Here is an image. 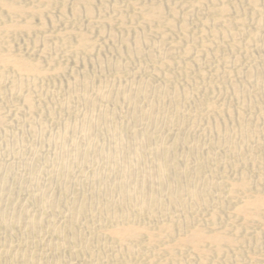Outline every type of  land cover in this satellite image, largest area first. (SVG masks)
<instances>
[{
  "label": "bare ground",
  "instance_id": "6f19581e",
  "mask_svg": "<svg viewBox=\"0 0 264 264\" xmlns=\"http://www.w3.org/2000/svg\"><path fill=\"white\" fill-rule=\"evenodd\" d=\"M22 1L0 0V116L10 100L15 101L14 109L31 114L44 98L41 88L47 76L68 70L59 56L72 58L84 71L72 72L71 78L66 75L69 79L58 80L55 87L57 83L60 89L69 88L62 96L67 108L78 103L85 110L72 106L67 118L55 121L67 131L56 148L63 152L79 143L80 136H93V129L102 127L101 137L109 144L94 151L93 157L106 154L109 163L120 164L93 179L104 188L103 197L91 189L87 196L72 195L55 205L60 198L56 191L35 188L40 197L35 210L23 212L8 201L2 204L0 230L12 234L16 228H27L25 239L34 243L11 244L5 240L9 234L0 231V263L48 264L50 256L40 259L37 254V259L35 253L51 250L56 262L67 264H218L210 257L224 254L225 264H231L234 256L225 253L226 246L248 238L262 246L258 251L264 255V230L244 233L236 227H217L225 218L234 223L260 221L264 226V178L255 182L243 170L264 154V57L250 56L249 66L239 64L253 50L264 51L261 1L247 0L243 6L240 0H37L59 2L58 14L49 9L54 6ZM18 34L25 36L18 48L26 53L14 54L16 46L9 38ZM225 47L231 56H225L224 63L213 60ZM108 50L117 57L110 58ZM135 58L146 62L149 75L158 81L139 76L138 81L130 80L126 90L113 88L114 82L99 93L102 102L95 108L85 92L91 83L88 69L112 66L114 78L123 79L127 61ZM172 68L184 74V84ZM208 68L213 76L198 82ZM118 104L120 111L110 108ZM2 120L6 119L2 116ZM201 122L206 124L207 142L218 149L214 153L189 144L183 133L169 131L195 129ZM227 151L238 158L234 166L242 170L239 175H229L227 163L221 165L220 174L203 172L206 164L218 166ZM230 203L234 213L227 217L223 210ZM179 248L187 249L184 258L178 255ZM234 255L242 254L237 250ZM79 256L81 263L76 261ZM240 260L235 259V264L258 262L253 255Z\"/></svg>",
  "mask_w": 264,
  "mask_h": 264
},
{
  "label": "rangeland",
  "instance_id": "374dc122",
  "mask_svg": "<svg viewBox=\"0 0 264 264\" xmlns=\"http://www.w3.org/2000/svg\"><path fill=\"white\" fill-rule=\"evenodd\" d=\"M25 1H27V2H25ZM25 1L23 0L22 2L23 3L25 2L27 4L31 3V1H33L32 3H34V4H36L38 2L37 0H35V1L34 0H25ZM152 1L153 0H147V2H152ZM260 1L262 3V6L264 7V0H260ZM39 2H38V4H36V6L42 7V8H48L50 6H54V9L57 7V9H55V10L52 7L49 8L53 12L57 11V12H54L56 14H58L60 11L61 5L59 2L55 1L52 3H43L41 1L40 4H39ZM240 2L243 4V6L244 5L247 6V0H240ZM58 3L60 6L58 5ZM83 18L84 17H82V19ZM35 21H38V20L36 19ZM249 21L254 22V18L252 16H250ZM190 25L193 28H195L194 23H190ZM178 32H180L179 29H178L177 33ZM18 35H15L16 37L13 35L14 38H13V36H11L9 38L11 43L14 41L15 44L14 43H12V44H14L16 46L14 54H19L21 52L26 53L28 50L26 51V49H23V50L19 49L20 48L19 45L23 43V40H25V39H21V36H23L22 38H25V36L20 34L19 35L20 37H19ZM17 36L21 41L17 38ZM94 36L96 37V39L98 38L97 39L98 41H101L97 35H94ZM11 38H13V40ZM21 48H24V47H21ZM178 50H177V52H178L177 54H179L182 49L180 48ZM109 51H110L111 55H109L110 54V53H108ZM108 52L105 51V55L107 53V56L109 55L110 58H111V56L117 57L116 56L117 53L114 55L115 52H112L111 50H108ZM221 53H223V54H221ZM225 56H231V51L228 47L221 49L220 55L216 58H213V60H215V61L219 60L217 62L224 63L223 58ZM250 56L256 57V58L257 57H264V51L253 50L252 55H249L247 57L244 56L241 59V61L239 62L241 67L249 66L252 63V59L250 58ZM63 57L65 58V60ZM114 57H112V59H117ZM70 59H71V61H70ZM137 59L138 58H135V60L132 59L133 62L130 60L127 61V63H129V64H126L127 69H126L125 73L127 75H125V77H123V79L121 78L122 80L121 79H115L116 76H115L114 68H111L112 66H110V68L106 67L105 69H102V70L96 68V71H95V69L93 70L92 68L88 69L89 71L87 73V77L91 83L89 85V88L87 90H85V92L89 96V98L91 97L90 100H92V102L95 104L94 105L95 108H97L99 103L101 104V102H102L100 99L99 93H101L106 88H109L110 85H112V83H114V82H116L117 85H114L113 88H120V89L126 90L129 86V84H131L134 80L138 81L139 76L146 81H153V80L158 81V79H154V77H152L153 78L152 79L151 75H149L150 67L148 66V64L146 62H143V61H141L143 64L139 63L140 60L138 61ZM59 60L64 62L65 66L70 71H69V74L67 72L68 70H65L66 73L65 72L59 73V74L56 73L54 75L51 72L50 73L51 76L50 75L47 76L48 77L47 80H44V82L42 83L43 86L41 89L43 90L42 91L43 93L41 92V90H40V92H41V94L44 95V96H42V97H44L43 99L46 98L48 100L42 99V101L39 102L36 109L34 110L35 112L34 111L31 112V114L26 109L22 112L17 111L16 109H14L15 103H13V102H15V101L10 100L5 105V110H4L5 115L4 114L2 115L6 120H2V116H0V192H1L0 193V199H2V200H0V206H2V204L7 203V201H8L10 203V205H12L14 208L16 207L15 209H22L23 212L35 210L37 207L36 206L37 200L39 201V199H40V197L38 195H35V193L38 189L45 192V193H51V192L53 193L54 191H56L55 193L59 194L60 198H58L59 200L57 199V202L56 201L54 202L55 205H60L63 202V200H65L69 196L71 197L72 195H76L77 197L79 196V198H80V196L81 197L84 195L87 196V194H89V192L92 190H94L95 193H97V194L100 193L101 196L103 197V195L104 196L106 195L104 192V188L102 186H99L95 182H93V179L98 174L106 175V171L109 168H110L109 170L114 169L116 166H118L120 164V163L118 164V163H112V162L109 163L108 157L106 154H103V155L99 154V156L96 158L93 157L94 151L99 152L103 146H106L109 144L108 138H105L104 136L101 137L102 127L94 128L93 129V132H94L93 136L92 135L90 137L80 136L81 140L79 143L78 142L74 143L72 146L67 147L63 152H60L59 149L56 148V146L59 143H61V141L64 139L65 135L67 134V131L62 127V125L55 122V121H59V119L61 121L62 118L65 119V117L67 116L66 114L69 112V111H67L69 109V107L67 108L68 105L66 104V102L64 101L62 96L64 94V91H65V94H67L70 90H67L69 88L66 86H65V88L63 86V88H61V89L58 88L57 83H56L57 86L55 87V82L60 81V82L65 83V81L67 79H69V77L70 78L72 77V74H74V73L82 74V72L84 71V68H83L84 66H82V64L81 65L80 64L75 65V63H73V61H72V58H66L65 56L61 55V57L59 56ZM65 61H66V63H65ZM70 63H71V65L72 64L73 65L71 66ZM45 65H46V67H49L48 64H46V62H45ZM74 66H75V68H77V70L72 71V69H75ZM97 69L99 72L97 71ZM137 69H138V71H136ZM175 69H176V71H175ZM175 69L173 70V68H172L171 70H173V72H175V73L178 72V73H176L177 74V76H176L177 81L184 84V82H185L184 74L180 73L179 68H175ZM90 71L92 73H90ZM134 71L136 73H134ZM72 72H74V73H72ZM100 72L102 74H100ZM142 74H145V75L143 76ZM66 75H69V77H67ZM52 76H53V78H52ZM57 76H58V78H57ZM59 76H60V78H59ZM114 76H115V78H114ZM212 76H213V70L211 68H208L206 71V76L199 77L200 81H199V79H197V80H198V82H201V83L207 82ZM132 77H134V78H132ZM51 79H52V81H51ZM91 79H92V81H91ZM132 79H134V80H132ZM48 80H49V82H48ZM130 80H131V83H130ZM205 80H207V81H205ZM45 82H46V84H44ZM53 89H54V91L59 90V91H56L58 93L57 95H56V92L54 94ZM62 89H65V90H62ZM97 90H98V92H97ZM223 93H225L224 90H223ZM55 95L57 97H55ZM60 95H61V97H59ZM95 95H97V96H95ZM58 98H59V100H58ZM50 101H51V103H50ZM62 102H65V103H62ZM18 103H19V105H22L21 100H17L16 104H18ZM65 105H66V107H65ZM74 105L76 107L73 106V104H72L73 108L77 109L78 108L77 105H79V104L76 103ZM118 105L120 108L117 105H115V106L113 105V107L111 105L110 108H112V109L116 108L115 110L120 111L122 109V105H120V104H118ZM63 106H64V108H63ZM70 106H71V104H70ZM72 106L70 107V109H72ZM79 107L81 108V110L82 109L85 110L84 106L79 105ZM55 108L57 110H55ZM190 108L192 109L193 107L191 106ZM40 109L41 110L43 109V110L41 111ZM51 109H53V111H51ZM187 109H189V107H187ZM159 121H158V123H160ZM161 122H163L162 118H161ZM205 125L206 124L204 122H201L199 127H196L195 129L188 130L185 127L182 129L175 127L169 131L171 133H179V134L183 133L182 135H184L187 138V141L189 142V144L203 147L204 152L207 154L208 153H214L218 149L210 146L209 143L207 142L209 134L204 132ZM123 129L125 130V127H123ZM79 131L82 132V130H79ZM96 137H97V139H95ZM97 146H99V147H97ZM177 154H179V152ZM88 156H89V158H88ZM233 156L234 155H232L230 153V151H227L226 153H223L221 156V163L219 164L220 166L219 165L217 166L214 163H209V164H206V166H204L202 170H203V172H206V173H213V174L219 173L220 174L222 172L221 165L227 163L226 169H227L228 174L231 175V173H233L231 176L239 175L242 172V170L237 169V168L235 169L234 163L237 162L238 158H236L235 156H234L235 157L234 158ZM226 157H229V158H226ZM77 159H79V160H77ZM260 161L264 163V154L263 153H259L256 156V158L254 159V162H253V166L250 165V166L246 167L245 169H243L244 172L249 174V176L252 178L253 181L255 180V182H258L259 178H264V166H263L264 164L263 163L261 164ZM259 166H260V168H259ZM41 167H43V168H41ZM2 180H4L3 184H2ZM111 182H113V180H111ZM56 183H59V186L55 188ZM35 188L37 190H35ZM261 188L264 189V183L261 185ZM41 191H38V192H41ZM114 198L117 199V197H114ZM34 203H35V205H34ZM1 211H2V209L0 210V213H1ZM208 212L209 211H207V213ZM232 212L234 213L233 203H230L223 210V213L225 216L228 217V215L231 214ZM231 221L232 220L230 218H225L223 221L221 220L217 223L218 224L217 227L219 229L229 228L230 230H235V227H236L244 233L249 232V231H251V233H254L256 231H263L264 230L263 229V227H264L263 223L260 221L259 222L254 221V222L247 223V224L243 220H237V221H235L236 223H234V221H232V222ZM238 221H240V222H238ZM145 222L151 225V223L153 224L154 221L152 222L151 220H147ZM167 222H169V221H167ZM227 223H229L230 227L228 226ZM239 223H240V226H239ZM154 224H155V222H154ZM224 226H226V227H224ZM0 231H1V234L3 233L2 235L7 236L9 234L8 235L9 237H6L5 240H10L12 243L10 241H5L8 244H10V243L14 244L15 242H17V243H15V245L16 244H18V245L19 244L20 245L25 244L26 245V243L29 244V242H30V244L34 243L33 241H28L27 239H25L24 233H27L28 231H30L29 229L27 230V228L20 227V230H19V228H16L12 234L10 232H6L5 229H2ZM17 231H18V233H17ZM19 231H21V232H19ZM16 233L18 236L15 235ZM23 237H24V239H22ZM47 238L49 239V236H47ZM253 243L254 242L252 241V239L248 238L246 242L238 244L236 246H232V245L226 246L225 253H228L229 255L234 256V258H235L236 255H234V254H236L237 250L238 251L240 250L242 255H240L241 257L235 258L237 261L239 260V258H241L240 261H242L243 259H246V261H248L249 258L253 255V256L257 257V259H258L257 260L258 262H255L254 264H259L260 262H262L260 264H264V262H263L264 261V255L261 251L260 252L258 251V249H261L262 246L256 245L255 243L254 244ZM233 247H235L234 248L236 250L235 253H233L235 251L233 249ZM183 250H182V248H179L177 250L178 255L179 254L181 255V256L179 255L180 257H182V254L184 255L182 258H184L187 255V252H186L187 249H185L184 251ZM43 251L41 250L40 252L39 251L36 252L35 258L40 256L39 257L40 259H46L47 256L48 257L50 256L48 259H46L48 261V264H50V263L51 264H53V263H55V264L56 263L57 264H63V263L67 264V262H65V261H62V263L56 262L54 260V258L51 257L52 253H53L51 250H43ZM255 253H259L261 257L259 256V254H255ZM37 254H39V255L37 256ZM224 255H219V256L214 255L215 258H213V255H212L210 257V259H211V261H216L217 263L219 261L218 264H225L227 262V260H225ZM80 256L76 259V261L79 260L78 262H80V261L83 262L82 260L84 259V256L83 257L81 256L83 259H81ZM220 256H223V257H221V259H220ZM43 257H45V258H43ZM234 258H232L230 260V262H228V263H231V264L237 263L234 261L235 260ZM49 261H51V262L49 263ZM243 261H245V260H243ZM10 263H3L2 262L0 264H10Z\"/></svg>",
  "mask_w": 264,
  "mask_h": 264
}]
</instances>
